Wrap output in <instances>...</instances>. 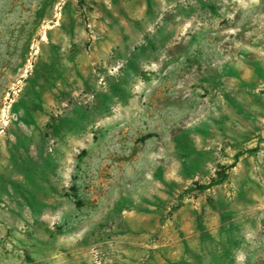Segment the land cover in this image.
Masks as SVG:
<instances>
[{"label": "rangeland", "instance_id": "1", "mask_svg": "<svg viewBox=\"0 0 264 264\" xmlns=\"http://www.w3.org/2000/svg\"><path fill=\"white\" fill-rule=\"evenodd\" d=\"M0 264H264V0H0Z\"/></svg>", "mask_w": 264, "mask_h": 264}]
</instances>
